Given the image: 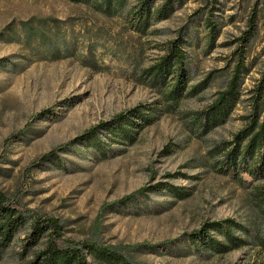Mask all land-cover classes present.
<instances>
[{
  "label": "rangeland",
  "instance_id": "rangeland-1",
  "mask_svg": "<svg viewBox=\"0 0 264 264\" xmlns=\"http://www.w3.org/2000/svg\"><path fill=\"white\" fill-rule=\"evenodd\" d=\"M163 3L153 0L155 8ZM171 5L168 19L140 34L122 15L107 18L69 0H0V190L28 210L69 221L73 240H84L97 228L103 245L150 247L133 253L138 264H254V246L204 254L186 235L228 218L264 231L249 189L214 173L207 155L245 124L248 91L264 68V0ZM205 19L220 27L212 43ZM249 20L256 33L247 52L250 70L241 101L226 124L200 137L193 132L192 114L207 108L225 87ZM29 26L40 27L43 36L28 31ZM178 37L185 40L190 86L206 81L202 92L152 125L132 128L131 142L111 137L115 141L106 159L90 146L77 145L58 152L56 163L43 160L137 106L163 108L144 71ZM165 184L190 195L180 200L163 189ZM154 186L158 190L147 197L103 209ZM18 245L15 241L9 254Z\"/></svg>",
  "mask_w": 264,
  "mask_h": 264
},
{
  "label": "trees",
  "instance_id": "trees-1",
  "mask_svg": "<svg viewBox=\"0 0 264 264\" xmlns=\"http://www.w3.org/2000/svg\"><path fill=\"white\" fill-rule=\"evenodd\" d=\"M74 4L85 5L93 11L107 17L124 16L131 29L140 34L146 32L155 21L169 18L173 12V1L165 0L162 6L155 8L153 0H137L134 5L129 0H69ZM248 31L238 39L241 45L233 52L231 69L225 84L213 102L204 110L192 114L193 132L203 137L226 124L240 103L244 78L249 73L247 52L250 40L256 33V25L249 20ZM205 29L209 42L212 43L220 33V27L210 19H205ZM31 26L27 28L32 30ZM31 32V31H30ZM33 33L43 36L37 27ZM38 34V35H39ZM185 40L178 37L167 42L164 54L150 67L144 75L147 85L157 91L163 108L137 106L120 114L110 122L100 123L87 132L76 137L67 146L51 151L43 157L51 163L59 160L58 152L77 145L90 146L100 159L109 155L107 148L114 138L131 142L132 128L140 129L152 125L158 116L170 113L187 98L195 97L205 89L206 81L190 86V67L184 50ZM257 85L248 91V114L245 124L234 134L230 141H221L207 152L213 172L232 179L242 187H247L251 204L264 228V68ZM172 108V109H171ZM107 140L103 142L100 136ZM114 137V138H111ZM158 186L142 188L124 197L112 205H125L133 199L157 191ZM165 190L180 200L189 197L175 187L165 184ZM69 221L49 215H43L26 209L20 201L11 199L0 190V263L9 264H138L133 253H143L148 246L133 248L103 245L100 232L96 229L84 240H73L68 236ZM249 224H241L233 219L207 222L198 230L187 234L191 246L201 253L225 255L241 250L247 246L257 248V260L254 264H264V231L252 229ZM17 241L18 250L9 254L11 246ZM123 250V251H122ZM132 252V253H131Z\"/></svg>",
  "mask_w": 264,
  "mask_h": 264
}]
</instances>
